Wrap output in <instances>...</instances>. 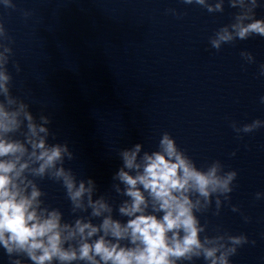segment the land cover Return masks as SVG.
Here are the masks:
<instances>
[{"label": "clouds", "instance_id": "obj_1", "mask_svg": "<svg viewBox=\"0 0 264 264\" xmlns=\"http://www.w3.org/2000/svg\"><path fill=\"white\" fill-rule=\"evenodd\" d=\"M228 2L238 12L232 23L210 37L217 51L237 39L264 37V19L256 18V9L261 7L258 0ZM2 3L15 8L12 0ZM183 3L201 6L209 13L224 11V0ZM166 11L180 16L175 9ZM11 43L0 23V246L11 264H22L19 257L32 264H178L200 258L206 264H230L238 248L249 243L247 236L208 235L207 224H201L197 213L207 212L215 196L219 214L220 197L230 199L237 172L223 171L219 160L198 168L164 132L158 150L142 152L144 146L137 143L119 151L123 163L111 185L123 197L118 205L105 194L97 196L93 178L78 179L64 166L66 160L75 159L68 143H49L50 136L55 139L48 127L50 117L40 114L37 120L30 105L11 94L12 76L7 67L13 54ZM241 56L248 63L255 62L250 52L243 51ZM14 67L20 71L18 64ZM260 75L264 76V64ZM231 127L238 134L251 133L264 127V121L256 119L242 126L233 121ZM36 178L61 184L72 213L88 215L65 221L60 209L45 204ZM255 197L259 200L264 193L257 192ZM238 210L233 206V211ZM114 211L126 221L115 218Z\"/></svg>", "mask_w": 264, "mask_h": 264}]
</instances>
